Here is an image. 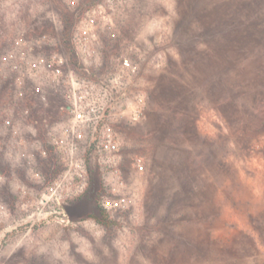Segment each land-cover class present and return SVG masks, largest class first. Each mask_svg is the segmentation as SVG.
Listing matches in <instances>:
<instances>
[{
    "label": "rangeland",
    "instance_id": "1",
    "mask_svg": "<svg viewBox=\"0 0 264 264\" xmlns=\"http://www.w3.org/2000/svg\"><path fill=\"white\" fill-rule=\"evenodd\" d=\"M86 13L95 22L81 37ZM70 47L144 93L142 117L115 119L134 204L104 209L111 229L98 223L115 195L94 171L72 200L84 214L66 222L21 189L38 183L10 182L0 264H264V0H0V110L14 79L29 81L20 57Z\"/></svg>",
    "mask_w": 264,
    "mask_h": 264
},
{
    "label": "built area",
    "instance_id": "2",
    "mask_svg": "<svg viewBox=\"0 0 264 264\" xmlns=\"http://www.w3.org/2000/svg\"><path fill=\"white\" fill-rule=\"evenodd\" d=\"M94 22V16L86 13L81 37L90 33ZM72 41L76 42L70 36L67 43L72 45ZM82 51L95 54L94 59L80 60L76 48H71V54L42 53L31 62L20 57L18 67L26 69L23 73L29 81L14 79L0 110V184L5 185L0 196L14 194L10 182L25 178L38 183L21 189L39 196L42 211L58 212L66 222L69 218L63 204L84 193L94 171L101 175L104 190L115 195L109 205L101 202L103 209L125 210L134 204L119 166L124 160V143L115 119L128 116L136 120L145 111L142 90H129L126 79L103 76L97 53ZM120 65L129 73L137 70L127 58ZM50 92L57 97L54 102ZM125 102L129 109L121 108ZM128 159L131 168L144 172L142 155L131 153ZM31 209L30 205L25 210Z\"/></svg>",
    "mask_w": 264,
    "mask_h": 264
},
{
    "label": "water",
    "instance_id": "3",
    "mask_svg": "<svg viewBox=\"0 0 264 264\" xmlns=\"http://www.w3.org/2000/svg\"><path fill=\"white\" fill-rule=\"evenodd\" d=\"M81 200L69 201L63 204L64 210L69 219H74L82 216L84 213V208L81 204Z\"/></svg>",
    "mask_w": 264,
    "mask_h": 264
},
{
    "label": "trees",
    "instance_id": "4",
    "mask_svg": "<svg viewBox=\"0 0 264 264\" xmlns=\"http://www.w3.org/2000/svg\"><path fill=\"white\" fill-rule=\"evenodd\" d=\"M65 34L66 33H64V36H67ZM94 218L98 223H100L107 229H111L115 224V221L108 215V213L102 207H99V213L97 216H94Z\"/></svg>",
    "mask_w": 264,
    "mask_h": 264
}]
</instances>
